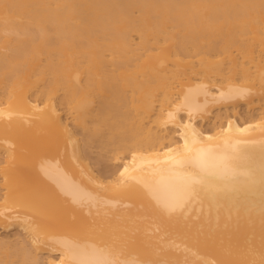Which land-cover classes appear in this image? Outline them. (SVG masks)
<instances>
[{
	"label": "bare ground",
	"instance_id": "6f19581e",
	"mask_svg": "<svg viewBox=\"0 0 264 264\" xmlns=\"http://www.w3.org/2000/svg\"><path fill=\"white\" fill-rule=\"evenodd\" d=\"M0 86V264H264V0H0Z\"/></svg>",
	"mask_w": 264,
	"mask_h": 264
},
{
	"label": "rangeland",
	"instance_id": "374dc122",
	"mask_svg": "<svg viewBox=\"0 0 264 264\" xmlns=\"http://www.w3.org/2000/svg\"><path fill=\"white\" fill-rule=\"evenodd\" d=\"M251 38V37H250ZM135 42H138L139 41V39L137 38V37H135ZM206 44H203L202 45V47H204ZM236 54V53H235ZM4 88V86H0V90L1 89H3ZM2 92L3 91H0V94H2ZM176 92H178L177 90H176ZM59 102H62L63 100H61V98L63 99L64 98V93H63V91H61L60 93H59ZM61 97V98H60ZM258 103H257V102ZM256 107L255 108H257L256 110H254V113H253V111L250 113V110H249V108H248V106L245 104V103H242V104H239L238 106H237V108H235L234 109V107L233 106H230L228 109H223L221 112L223 113V114H225V116H226V114L228 113H232L234 110L235 111H237L238 113H239V116L242 118V119H246V118H248L250 115H256V114H261L262 112H264L263 111V109H264V101L263 102H260V101H258V98L256 99ZM260 102V103H259ZM63 103H64V101H63ZM262 106V107H261ZM63 107L65 108V109H67V106H66V104H64L63 105ZM259 107V108H258ZM261 107V108H260ZM63 108V109H64ZM263 108V109H262ZM65 109H64V111H65ZM259 109V110H258ZM262 109V110H261ZM69 110V109H68ZM68 110H66L64 113H66L67 115L69 114V111ZM249 111V112H248ZM257 111H258V113H257ZM262 111V112H261ZM63 113V115H64V117L66 118V117H68V116H66V114H64ZM250 113V114H249ZM70 117V116H69ZM208 124H210V123H206V127L208 126V127H211V126H214V125H212V124H214L213 122H212V124H210V125H208ZM102 148H100L97 144H93V146L90 148V155H91V161L94 163L93 165H95L96 166V168H99V171H113L114 170V168L117 166V164L111 159L112 158V156H113V153L111 152V153H109L110 152V150L109 151H107V150H104V149H102ZM96 164H98V165H96ZM107 168H109V169H107ZM15 234H16V232H12V233H10L9 235L11 236V237H14L15 236ZM6 234H3V235H1V236H5ZM8 235V234H7Z\"/></svg>",
	"mask_w": 264,
	"mask_h": 264
}]
</instances>
